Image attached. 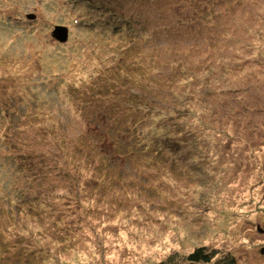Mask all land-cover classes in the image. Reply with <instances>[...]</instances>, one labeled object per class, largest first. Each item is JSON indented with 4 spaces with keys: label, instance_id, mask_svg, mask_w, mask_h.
I'll return each instance as SVG.
<instances>
[{
    "label": "rangeland",
    "instance_id": "obj_1",
    "mask_svg": "<svg viewBox=\"0 0 264 264\" xmlns=\"http://www.w3.org/2000/svg\"><path fill=\"white\" fill-rule=\"evenodd\" d=\"M244 1L237 9L227 6L218 12L220 3L214 26L199 34L196 48L194 38L185 36L181 47L164 41L161 50L146 51L151 56L163 54L165 63L177 58L158 71L162 75L155 83L156 99L161 104H153L150 116L160 131L179 130L188 136L190 156L183 154L188 160L182 165L177 161L176 168L168 157L170 151H164L167 148L155 158L153 150L151 155H131L123 139L109 135L121 144L120 149L109 148L113 156L116 151L126 158L123 164L112 159L116 164L110 169L112 179L122 175L131 185L128 208L118 209L120 188L110 181L86 189L78 221L68 219L74 223L65 228L53 215L39 218L38 212L29 211L11 220L6 211L0 212V240L18 233L22 239H32L19 240V246L29 242L45 247L46 254L51 252L50 258L37 256L32 264H163L172 254L185 256L200 246L234 254L237 264H264V64L250 60L252 54L264 51V3ZM100 4L97 0H0V94L8 102L10 126L28 122L34 116L32 108L38 107L45 117L26 126L37 136L86 132L69 130L63 118L70 111L85 113L82 109L87 107L81 106L87 104L77 102L76 96H93L88 92L92 77L97 78L115 55L110 32L117 31L115 27L126 29L99 12ZM128 10L144 15V9L135 6ZM56 26L69 28L67 44L53 39ZM121 41L125 50L126 40ZM186 50L192 61L187 56L184 60ZM151 56H144L142 64L151 65ZM179 65L187 69L175 76L171 70ZM174 85L180 87L172 89ZM191 85L196 90L188 88ZM169 88L172 95H167ZM58 109H63V117ZM161 120L169 122L162 129ZM100 137L109 140L105 134ZM199 161L202 167L193 170L189 163ZM94 167L92 161L84 165L80 179L86 185L87 176L99 180ZM24 181L19 180V186ZM68 189L55 198L77 196V188ZM3 246L0 264H26L20 263L25 254L7 253L10 248L3 251Z\"/></svg>",
    "mask_w": 264,
    "mask_h": 264
},
{
    "label": "trees",
    "instance_id": "obj_2",
    "mask_svg": "<svg viewBox=\"0 0 264 264\" xmlns=\"http://www.w3.org/2000/svg\"><path fill=\"white\" fill-rule=\"evenodd\" d=\"M97 1L101 3L98 6L99 12L111 15L117 22H121V25H125L126 29L121 31L119 27H115L113 29L117 31L110 32L114 46H116L114 47L115 55L113 59L110 58L109 64L99 72L97 78L92 77L88 92L93 96L91 98L85 96L82 99H78L76 96L77 102L83 101L84 104H87L81 106L87 107L82 109V112L85 113L82 115L81 112L70 111L65 119L63 118L62 122L69 130L80 129L86 130V132L81 131L82 133L77 135L75 133L64 134V136L48 132L43 137L37 136L26 126L33 122H40L45 117L39 113L38 107L32 108L35 111L34 116L30 118L27 116L28 122L20 120L16 127H12L10 126L12 121L8 115L9 109L7 110L8 102L0 94V131L3 132L0 135V212L6 211L11 220L15 216H25L26 213L32 211V213L38 212L39 218L46 219L47 215H53L52 218L57 222V225L65 228L69 223H74L68 219L76 217L75 222L78 221L83 201L87 198L84 195L86 189L95 190L110 181H112V185H118L120 188L117 194H120L122 204L118 209L123 205L128 208V192L131 185L126 184L122 175H119V180L112 179L110 169L116 164L112 159L114 161L117 159L116 161L123 164L122 161L126 158L121 157L120 153L116 151L113 156L109 148L120 149L121 144L112 142L109 135H114L117 140L123 139L124 148L128 149L131 155L144 154V152L151 155L153 150L156 152L153 157L155 158L156 155L164 154V151H170L168 157L176 168L177 161L182 165L181 162L188 160L183 157L184 153L190 156L188 143L191 141L188 140V136L179 130L176 133L172 129L163 131L162 127L169 124L166 120L160 121L162 129L160 131L155 126L154 118L150 116L153 104L155 107H159L161 104L156 99L155 84L158 83L157 78L162 75L159 72L164 71L162 68L167 64H175L177 58L175 63H165L163 54L155 53L151 56L146 51L161 50L160 47L164 41L167 46L176 44L178 45L176 47H181L185 36L194 38L193 48H196L199 43L196 40L199 34L214 26L219 11L222 12L227 6L230 9H237L245 2L244 0ZM220 3L221 8L217 12V6ZM251 3L250 6H252ZM132 6L142 11L144 9V15L130 13L128 8ZM205 20H208V23ZM8 22L11 23L10 20ZM122 39L126 40L125 50H121L123 48L120 44ZM155 41L157 43H154ZM187 43L188 46L190 41ZM190 48L191 46L187 49L190 50ZM189 50H186L183 58L185 60L187 56L192 61L193 58L190 56ZM144 52L146 53L144 54ZM144 56L145 58L151 56L149 58L151 65L145 64V62L144 65L142 64V60H145ZM250 60L253 64L263 65L264 51L261 50L256 56L252 54ZM186 69L185 66L179 65L178 68L171 71L176 76L177 74L181 75ZM179 82L181 86L182 81ZM152 85L154 87L150 89ZM180 86L174 85L172 89H178ZM183 86L187 88L186 83ZM190 87L193 85L188 88ZM97 89H100L99 93H95ZM208 89H211L209 84ZM171 91L169 88L167 95H172ZM78 94L84 95L85 93L79 92ZM171 101L174 102V100ZM27 102L26 100L21 101L22 104ZM57 111L63 117V109ZM103 123L104 128H102ZM104 134L110 141L100 137H104ZM183 135L187 140L183 139ZM70 137H72L71 142L69 141ZM69 142L70 144H68ZM152 145H155V148ZM164 148L167 149L164 150ZM89 161L95 163L94 168L98 173L99 180L92 181L87 176L86 185L80 177L85 174L83 172L84 165ZM186 165L184 164L185 167ZM189 165L193 170L198 169V165L202 167L200 161L199 164L191 162ZM19 180L21 182L25 180L22 186H19ZM55 184H57L56 188H59H53ZM69 185L72 190L77 188L75 191L77 196L55 198L61 190H69ZM94 195L97 198L96 192H92V196ZM15 197L16 199L12 200ZM8 206L10 209H6ZM35 215L33 214V216ZM54 233L60 235L62 232L54 231ZM22 237L24 236L22 235ZM19 240L26 241L27 239H22L18 233H13L9 240L2 238L0 244L4 245L3 251L10 248L7 253L17 251L19 255L25 254V259L20 263L24 261L26 264H32L33 259L37 256L46 255V259L47 256L51 257V252L45 253V247H38L42 245H32L28 242L26 246H19ZM28 240L31 241V237ZM7 261L11 262L12 260L7 259ZM163 264H237V259L234 254L222 253L217 248L212 250L210 247L200 246L185 256L178 253L172 254Z\"/></svg>",
    "mask_w": 264,
    "mask_h": 264
},
{
    "label": "water",
    "instance_id": "obj_3",
    "mask_svg": "<svg viewBox=\"0 0 264 264\" xmlns=\"http://www.w3.org/2000/svg\"><path fill=\"white\" fill-rule=\"evenodd\" d=\"M52 37L58 43L65 44L69 40V29L64 26H56L54 31L52 32Z\"/></svg>",
    "mask_w": 264,
    "mask_h": 264
}]
</instances>
